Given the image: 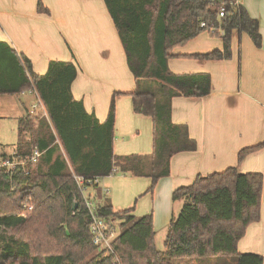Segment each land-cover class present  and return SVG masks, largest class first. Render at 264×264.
Masks as SVG:
<instances>
[{
    "label": "trees",
    "instance_id": "trees-1",
    "mask_svg": "<svg viewBox=\"0 0 264 264\" xmlns=\"http://www.w3.org/2000/svg\"><path fill=\"white\" fill-rule=\"evenodd\" d=\"M104 1L135 79L133 91L113 93L104 122L74 97L72 84L79 68L73 60H50L47 72L40 75L29 58L7 45L16 76L13 86L10 79L7 85L0 81V94L35 91L44 112L19 117L13 155L1 152L0 143V160L21 161L35 150L42 152L24 168H0V264H173L176 259L216 257H233L234 264H263L261 254L241 253L238 243L248 226L261 218L264 176L242 172L239 166L199 174L192 184L174 190L172 198L182 201V208L170 221L164 250L155 242L153 213L136 216L134 208L116 211L95 186L99 213L120 232L113 240L111 255L103 256L93 244L91 215L73 173L148 177L147 192H153L170 175L175 154L197 150L188 126L173 122L172 100L209 95L212 77L206 72L171 71L168 62L175 57L173 49L212 25L224 30L222 35L213 33L221 38L222 49L190 57L231 58L234 30L246 32L257 47L262 45L258 19L244 5H231L234 0ZM222 3L228 13L219 19ZM38 11L50 12L43 0H38ZM122 95L132 98L135 113L152 118L151 153L115 154L116 99ZM262 148L264 141L242 148L239 164Z\"/></svg>",
    "mask_w": 264,
    "mask_h": 264
},
{
    "label": "crops",
    "instance_id": "crops-1",
    "mask_svg": "<svg viewBox=\"0 0 264 264\" xmlns=\"http://www.w3.org/2000/svg\"><path fill=\"white\" fill-rule=\"evenodd\" d=\"M43 2L50 12L38 11V0H0V81H6L7 85L8 79L13 83L16 76L13 53L7 45L29 58L33 70L40 75L47 72L50 60H73L79 68L72 84L73 95L83 101L89 113H95L99 121L104 122L113 93H128L135 88L125 49L105 1ZM239 3L258 19L261 47H257L246 32L234 30L231 58L198 59L189 55L223 47L222 40L219 45L204 43L198 35L175 47V57L168 62L174 73H210L212 90L204 97H174L172 100L173 122L186 124L198 147L195 151L175 154L171 158L170 175L162 178L150 193L148 201L154 216L155 242L160 250L165 249L173 215L182 208V201L175 202L172 198L175 189L192 184L199 174L207 175L231 166H239L242 172H261L264 176V148L248 154L242 163L238 162L242 148L264 141V0H239ZM30 95L38 98L35 91L1 93L0 123L12 115L18 120L30 112L26 101ZM15 149L16 144L11 153L3 148L1 152L13 155ZM152 151V118L135 113L129 95L118 96L115 154ZM102 182L109 184L108 179ZM158 234L164 248L158 245ZM238 250L264 257V181L261 218L248 226ZM193 264L204 262L194 261Z\"/></svg>",
    "mask_w": 264,
    "mask_h": 264
},
{
    "label": "rangeland",
    "instance_id": "rangeland-1",
    "mask_svg": "<svg viewBox=\"0 0 264 264\" xmlns=\"http://www.w3.org/2000/svg\"><path fill=\"white\" fill-rule=\"evenodd\" d=\"M221 33L220 30H216L214 33ZM199 39L204 43L217 44L221 43V38L218 35L211 33L206 30L202 32ZM30 111L33 109V105L37 103L38 98L30 95V99L26 100ZM117 105V99H116ZM9 107V105H8ZM2 110V109H1ZM41 114V113H39ZM15 115L9 118L2 119L0 123V142L3 144L1 146L6 153H11L13 151L14 145L18 140V120ZM1 148V149H2ZM112 178L102 177V180L108 179L109 184L104 185L101 180L99 185L100 189L110 188V191L105 195L112 202L113 207L116 211L134 208V214L136 216L145 215L152 213L150 209L149 197L151 192H147L151 181L145 177H135L129 174H121L119 172L111 175ZM149 181V184H148ZM109 186V187H107ZM97 191L91 187L86 191V194H95ZM104 195V194H103ZM175 214H178L175 213ZM120 232L118 227L116 230V235ZM17 235H23L22 232H18ZM166 238V237H165ZM161 234H158V245L162 246ZM163 247V246H162ZM164 248V247H163ZM97 253V251H96ZM194 261H202L204 264H234L235 258L233 257H216V258H200V259H176L173 264H193Z\"/></svg>",
    "mask_w": 264,
    "mask_h": 264
},
{
    "label": "built area",
    "instance_id": "built-area-1",
    "mask_svg": "<svg viewBox=\"0 0 264 264\" xmlns=\"http://www.w3.org/2000/svg\"><path fill=\"white\" fill-rule=\"evenodd\" d=\"M217 0H212L215 3ZM231 5H240L239 0H234L231 2ZM228 13V7L225 3H222L219 8L218 18L222 19ZM202 27H207L206 22L201 23ZM220 30L222 34H224V30L222 28H218L214 25L208 28V31L214 33L216 30ZM37 93V92H36ZM31 113H42L44 112V107L41 103V100L38 96V101L33 105V109L30 111ZM42 152L39 150H35L33 154L26 160L21 161H10V160H0V168L6 166L8 170H12L18 165L24 168L25 164L30 162H36L38 158L41 156ZM73 179L75 180L77 186L82 192L83 199L85 205L91 215V233H92V242L97 247L98 251L102 253L103 256H108L114 253L113 248V240L116 236V230L113 227V223L111 220L103 216L98 211V203L95 201V194H86V191L95 186H99L101 177H84L82 175H78L76 173L72 174ZM110 191L109 188H104L102 192L104 194H108ZM29 209H33V206H29Z\"/></svg>",
    "mask_w": 264,
    "mask_h": 264
},
{
    "label": "water",
    "instance_id": "water-1",
    "mask_svg": "<svg viewBox=\"0 0 264 264\" xmlns=\"http://www.w3.org/2000/svg\"><path fill=\"white\" fill-rule=\"evenodd\" d=\"M75 207H76V205H75Z\"/></svg>",
    "mask_w": 264,
    "mask_h": 264
}]
</instances>
